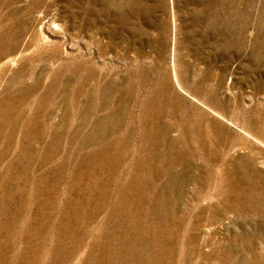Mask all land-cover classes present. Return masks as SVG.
<instances>
[{"label":"rangeland","instance_id":"rangeland-1","mask_svg":"<svg viewBox=\"0 0 264 264\" xmlns=\"http://www.w3.org/2000/svg\"><path fill=\"white\" fill-rule=\"evenodd\" d=\"M0 264H264V0H0Z\"/></svg>","mask_w":264,"mask_h":264}]
</instances>
